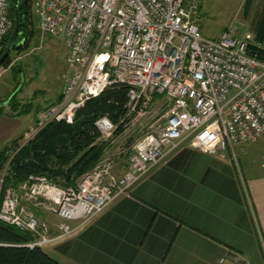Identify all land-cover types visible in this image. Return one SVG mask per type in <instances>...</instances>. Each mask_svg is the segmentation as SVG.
I'll return each mask as SVG.
<instances>
[{
    "label": "built area",
    "instance_id": "obj_1",
    "mask_svg": "<svg viewBox=\"0 0 264 264\" xmlns=\"http://www.w3.org/2000/svg\"><path fill=\"white\" fill-rule=\"evenodd\" d=\"M198 10V0H33L36 28L62 40L66 70L60 100L37 111L19 145L50 122L72 123L109 86L126 85L128 99L118 123L95 120L101 154L73 184L35 174L5 188L0 220L31 233L26 246L68 237L131 197L180 146L222 154L264 135V42L253 50L230 30L207 39ZM11 25L9 0H0V43ZM37 209L57 220L50 225Z\"/></svg>",
    "mask_w": 264,
    "mask_h": 264
},
{
    "label": "crops",
    "instance_id": "obj_2",
    "mask_svg": "<svg viewBox=\"0 0 264 264\" xmlns=\"http://www.w3.org/2000/svg\"><path fill=\"white\" fill-rule=\"evenodd\" d=\"M23 116L0 115V149L36 120ZM42 248L57 264H264V135L222 154L180 146L131 197Z\"/></svg>",
    "mask_w": 264,
    "mask_h": 264
},
{
    "label": "trees",
    "instance_id": "obj_3",
    "mask_svg": "<svg viewBox=\"0 0 264 264\" xmlns=\"http://www.w3.org/2000/svg\"><path fill=\"white\" fill-rule=\"evenodd\" d=\"M22 1L9 0L12 25L0 43V56L9 43L11 50L20 49L28 33L32 32L33 0H27L19 8ZM251 24L256 43H261L264 41V5ZM254 44H250V48L257 50ZM8 57L0 65L6 64ZM127 88L122 84L109 86L98 96L87 100L75 112L72 123L50 122L25 144L19 145L20 136L0 149V171L8 162L0 185V199L7 186H15L29 175H46L62 185L73 184L75 179L94 165L101 154L102 147L94 143L98 136L95 120L106 115L112 122L118 123L126 111ZM12 93L5 100L6 104L0 105V115L21 116L29 113L31 105L20 104L16 99V90ZM6 105L9 113L6 112ZM32 239L31 233L0 220V264H57L56 259L42 247L25 245Z\"/></svg>",
    "mask_w": 264,
    "mask_h": 264
},
{
    "label": "rangeland",
    "instance_id": "obj_4",
    "mask_svg": "<svg viewBox=\"0 0 264 264\" xmlns=\"http://www.w3.org/2000/svg\"><path fill=\"white\" fill-rule=\"evenodd\" d=\"M198 1L197 24L204 37L217 41L223 31L230 30L250 44L256 43L251 21L261 11L264 0ZM31 18L33 29L28 33L24 45L20 49L10 50L7 63L0 65V101L5 105V100L16 90L19 103L31 105V111L20 118L29 122L33 121L41 107L58 101L63 85L62 74L66 70V50L62 40L41 35L33 14ZM5 109L9 113L7 105ZM229 156L232 154L229 153ZM36 213L50 225L55 222L53 216L42 209H37Z\"/></svg>",
    "mask_w": 264,
    "mask_h": 264
},
{
    "label": "water",
    "instance_id": "obj_5",
    "mask_svg": "<svg viewBox=\"0 0 264 264\" xmlns=\"http://www.w3.org/2000/svg\"><path fill=\"white\" fill-rule=\"evenodd\" d=\"M26 2H27V0H23L19 8H22V7L25 5ZM16 20H17V16H16ZM22 42H23V41H22ZM22 42H21V43H22ZM10 50H11V44L9 43L7 49L5 50V52L0 56V63H1V61H2L7 55H9ZM17 67L19 68V64H18V63H17ZM18 70H19V72H20V69H18ZM13 94H14V93H12L11 96H12ZM5 104H6V103H5ZM0 105H3V104L1 103Z\"/></svg>",
    "mask_w": 264,
    "mask_h": 264
},
{
    "label": "flooded vegetation",
    "instance_id": "obj_6",
    "mask_svg": "<svg viewBox=\"0 0 264 264\" xmlns=\"http://www.w3.org/2000/svg\"><path fill=\"white\" fill-rule=\"evenodd\" d=\"M9 54H10V52H9Z\"/></svg>",
    "mask_w": 264,
    "mask_h": 264
}]
</instances>
